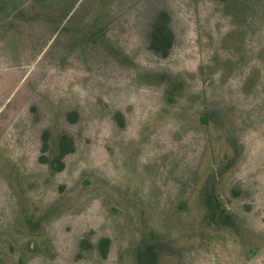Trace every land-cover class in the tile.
<instances>
[{"label":"rangeland","instance_id":"374dc122","mask_svg":"<svg viewBox=\"0 0 264 264\" xmlns=\"http://www.w3.org/2000/svg\"><path fill=\"white\" fill-rule=\"evenodd\" d=\"M0 264H264V0H0Z\"/></svg>","mask_w":264,"mask_h":264},{"label":"trees","instance_id":"16d2710c","mask_svg":"<svg viewBox=\"0 0 264 264\" xmlns=\"http://www.w3.org/2000/svg\"><path fill=\"white\" fill-rule=\"evenodd\" d=\"M170 36V32L163 22L162 24H157L151 34L149 48L162 57L166 56L170 47ZM71 148L70 140L67 137L60 139L58 144V154L49 162L52 171L56 172L62 168L61 159L67 152L71 151ZM107 242L106 239H102L100 244L103 247Z\"/></svg>","mask_w":264,"mask_h":264}]
</instances>
